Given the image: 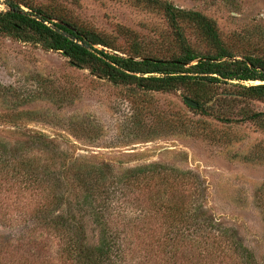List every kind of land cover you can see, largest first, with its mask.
<instances>
[{
    "label": "trees",
    "instance_id": "trees-1",
    "mask_svg": "<svg viewBox=\"0 0 264 264\" xmlns=\"http://www.w3.org/2000/svg\"><path fill=\"white\" fill-rule=\"evenodd\" d=\"M134 2L168 22L170 33L156 53L136 38L119 52L105 35L33 0H4L0 34L58 51L73 66L114 84L145 91L185 88L198 103L191 107L203 114H215L223 122H251L264 131V111L254 106L264 102V55L234 52L215 19L201 11L168 0ZM188 27L205 51L188 40ZM219 85L232 88L216 93ZM211 101L216 110L207 105ZM26 143L0 140L1 203L17 204L27 192L39 198L32 207L25 202L28 209L21 206L24 211L9 219L2 217L4 225H17V230L2 241L11 251L0 254V264H54L46 240H53L65 264H204L203 254L226 258L206 264H228V259L231 264H260L236 231L205 215L196 198L201 181L190 172L159 163L117 172L110 164L77 158L67 165L59 160L64 153L44 135L34 133ZM176 185L188 192L175 194ZM156 219L162 225H154ZM147 237L152 241L144 249ZM161 253L167 259L157 263Z\"/></svg>",
    "mask_w": 264,
    "mask_h": 264
},
{
    "label": "rangeland",
    "instance_id": "rangeland-1",
    "mask_svg": "<svg viewBox=\"0 0 264 264\" xmlns=\"http://www.w3.org/2000/svg\"><path fill=\"white\" fill-rule=\"evenodd\" d=\"M33 1L100 32L119 52L128 50L131 39L136 38L156 53L170 33L162 14L134 0ZM168 1L215 19L222 38L237 54L264 55V0ZM6 8L0 0V10ZM186 35L197 48L206 50L191 27ZM227 88L232 87L219 85L215 92ZM186 97L192 98L185 88L145 91L114 84L73 66L58 51L0 34V140L24 147L29 146L30 135L40 133L52 148L64 153L59 160L67 165L77 158L110 164L117 172L150 163L188 171L201 181L196 198L205 215L236 231L264 264V131L251 122H223L215 114H203L187 104ZM207 105L218 108L212 101ZM254 106L264 111V102ZM175 188L178 195L188 192L185 187ZM31 193L17 204L0 201L1 255L11 251L6 252L2 241L7 234L13 238L11 234L17 230V225H4L2 217L9 219L24 211L21 206L28 209L25 202L32 207L39 198ZM160 223L156 219L153 224ZM90 238L95 240L94 233L90 232ZM151 241V237L144 240V249ZM44 245L54 264H65L59 260L53 240ZM203 257L204 264L226 259L217 254ZM166 259L161 253L157 263Z\"/></svg>",
    "mask_w": 264,
    "mask_h": 264
},
{
    "label": "water",
    "instance_id": "water-1",
    "mask_svg": "<svg viewBox=\"0 0 264 264\" xmlns=\"http://www.w3.org/2000/svg\"><path fill=\"white\" fill-rule=\"evenodd\" d=\"M185 102L187 103V104H189L190 106H193V107H197L198 106V103L197 102H195L194 100H192L191 98H185Z\"/></svg>",
    "mask_w": 264,
    "mask_h": 264
}]
</instances>
